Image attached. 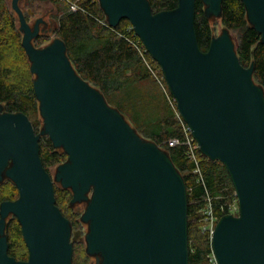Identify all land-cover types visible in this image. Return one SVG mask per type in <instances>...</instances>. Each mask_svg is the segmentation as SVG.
I'll use <instances>...</instances> for the list:
<instances>
[{"label": "water", "instance_id": "95a60500", "mask_svg": "<svg viewBox=\"0 0 264 264\" xmlns=\"http://www.w3.org/2000/svg\"><path fill=\"white\" fill-rule=\"evenodd\" d=\"M19 1L11 7L35 75L41 133L68 154L56 179L72 190L71 202L88 203L82 215L89 224L88 253H101V264H189L182 175L164 149L141 137L78 74L62 39L34 44L40 22L31 27ZM203 1L207 14L220 15L222 0ZM243 1L264 42V0ZM99 2L111 26L124 18L131 22L159 63L201 152L229 171L240 212L217 224L212 248L218 264H264V92L254 81L253 65H242L227 29L212 38L208 50L199 48L195 0H179L176 9L161 12H153L148 0ZM1 109L0 104V176L6 169L19 195L1 204L0 264H73L75 238L56 205L54 181L39 154L40 136L26 114ZM9 214L20 221L27 260L8 253Z\"/></svg>", "mask_w": 264, "mask_h": 264}, {"label": "trees", "instance_id": "16d2710c", "mask_svg": "<svg viewBox=\"0 0 264 264\" xmlns=\"http://www.w3.org/2000/svg\"><path fill=\"white\" fill-rule=\"evenodd\" d=\"M36 1H50L56 6L57 14L54 17L57 27L54 35L66 44L68 57L78 74L98 88L107 103L111 96L122 94L129 97L132 101L130 119L145 139L156 143L169 155V159L182 175L187 189L189 264H208L210 244L199 230L197 211L204 205L206 191L214 197L226 196L233 191L234 184L223 162L211 159L201 151V174L195 173V164L187 155L182 123L168 98L157 90L153 70L164 76L159 63L145 48L134 29L130 28L132 24L128 19H122L116 26L110 25L99 0H28V4L32 5ZM148 1L153 12L171 11L179 4V0ZM71 3L77 4L75 10L71 9ZM193 6L198 46L206 51L214 37L206 4L203 0H195ZM247 17L243 0H222L221 23L228 31L237 32V55L242 65H253V78L264 92V42ZM22 39L8 1L0 0V104L6 105L7 112H21L29 117L28 112L37 108L38 100L34 90L35 75L28 63L30 61ZM45 41L47 38L39 35L33 40L37 47H41ZM164 83L168 90L165 78ZM145 84L153 92L150 89L143 90L142 86ZM168 92L172 95L170 90ZM117 108L122 114L121 107ZM34 130L37 133L35 127ZM173 139L178 143L170 145L169 142ZM39 154L47 171L51 166L68 160V154L62 148L55 147L48 135L39 138ZM53 191L56 205L62 214L73 225L78 226V215L65 211V203L72 199L70 190L54 186ZM18 195L16 192L15 196ZM60 198L64 203L60 202ZM224 200L217 199V203ZM6 234L9 255L20 261L27 260L28 248L22 254L16 253V249L26 243L20 221L15 216L7 223ZM89 259L73 246V264H89Z\"/></svg>", "mask_w": 264, "mask_h": 264}, {"label": "rangeland", "instance_id": "374dc122", "mask_svg": "<svg viewBox=\"0 0 264 264\" xmlns=\"http://www.w3.org/2000/svg\"><path fill=\"white\" fill-rule=\"evenodd\" d=\"M8 4L11 8V11L14 13L15 17H16V22L17 25L19 27V18L18 15L15 13V11L12 9L11 4H12V0H7ZM19 5L21 7V9L23 10V12L26 15V18L30 24L31 27H34L35 23L37 21L40 22V31H39V36H42L44 38H47V41H45L43 44H41V46H45L48 43H50L52 40H54L55 35H54V30L57 27V20L55 19V14H57V8L56 6L50 2V1H36L34 2L32 5L28 4V0H20L19 1ZM209 16V20H210V24H211V28L213 30V35L214 36H220L223 34V32L225 31V27L223 26V24L221 23V19H220V15H216L212 12H210L208 14ZM20 30V29H19ZM22 36H23V32L20 31ZM230 35L234 41V43L236 44L237 42V32H233V31H229ZM30 61V60H29ZM31 65V62H28ZM158 75L157 77L154 75V79L156 81V85L158 87V92L162 93L164 96H166L165 90L164 88H167L164 80H160L159 78H161V76L159 75V72H157ZM256 82V80H254ZM256 84H258L256 82ZM259 85V84H258ZM98 89V88H97ZM142 89H150L148 84H145L142 86ZM151 90V89H150ZM153 92V90H151ZM167 97V96H166ZM108 104L113 107V108H117V106L121 107L123 113L122 115L124 116V118L127 120V122L130 124V126L141 136L144 138L142 132H140V130H138V128L136 127V125L134 124V122L132 121V119H130V111H131V99L125 95H117L116 97H109L108 100ZM136 102V100H135ZM141 106L143 105L142 103L140 104ZM2 109H1V113L7 112L6 109V105L2 104ZM151 110H154V108H151ZM119 111V110H118ZM29 118L31 120V122L33 123L34 127L37 130V133L40 137L44 136L41 132L44 129V119L40 113V108H39V102H38V106L35 110H30L28 112ZM163 149V148H162ZM59 164L57 165H53L50 167L49 172L52 176V179L54 181V186L60 188L62 187V184L60 182V180L58 181L56 179V172H57V167ZM0 186H2L0 188V198H8V197H12L16 194L17 190L15 189V187L13 186V183L10 180H7L6 182L0 184ZM70 192L73 195V192L71 189H69ZM90 194V193H89ZM60 202L64 203L63 199L60 198ZM65 208H66V212L68 214H77L78 215V222L79 225L75 226L73 228V232L76 230H81L82 231V239L80 242H78L75 246L78 248V250H80L81 255H87L86 250H87V241L85 240V236L86 234L89 232V224L84 222L82 220V215L84 214L87 204L85 201L82 202V204H77V202L72 203L67 202L65 203ZM13 215L9 216V219H12ZM7 219V220H9ZM26 245L20 246L16 249V253L17 254H22L23 252L26 251ZM90 259H89V264H95V256L92 254H88L87 255Z\"/></svg>", "mask_w": 264, "mask_h": 264}, {"label": "built area", "instance_id": "2783aa9c", "mask_svg": "<svg viewBox=\"0 0 264 264\" xmlns=\"http://www.w3.org/2000/svg\"><path fill=\"white\" fill-rule=\"evenodd\" d=\"M71 9L75 10L77 8V4L76 3H71ZM130 28H133V26L131 25ZM158 71L153 70V74L157 77ZM164 77V76H163ZM161 76V78H159L160 80H164ZM167 88H164L166 96L169 100V103L171 104V106L174 108L177 117L180 119L182 126H183V131L185 134V145L187 147V155L189 157V159L194 162L195 164V173H199L201 174V170H200V146L199 144H197V140L195 139V137L193 136L190 127L187 125V123L185 122V120L181 117V114L178 110L177 107V102L175 100V98L170 95V93L168 92V90H166ZM170 145L176 144L178 143L176 140H171ZM224 198V202L218 204L217 203V199H222ZM238 195L237 192L235 190V188L233 189V191L229 194H227L226 196L221 195V196H217L214 197L212 195H210V193L208 191H206V195L204 196L203 200H204V205L202 208L199 209V211H197V214L199 215V230L200 232L205 236L206 240L209 242L210 244V252L207 254V260H208V264H218V260L214 254L213 248H212V240H213V236H214V232L216 230L217 224L219 222V220L227 215H234V216H238L239 212H240V205H239V200H238ZM219 211V212H218ZM220 213V214H219Z\"/></svg>", "mask_w": 264, "mask_h": 264}, {"label": "flooded vegetation", "instance_id": "af4514ba", "mask_svg": "<svg viewBox=\"0 0 264 264\" xmlns=\"http://www.w3.org/2000/svg\"><path fill=\"white\" fill-rule=\"evenodd\" d=\"M8 165V167L11 165V162H9V164H7ZM7 180H10L12 183H13V186L15 187V189L17 190V192H18V188L16 187V185H15V183L7 176V174H6V169L2 172V174H1V176H0V184H2V183H4V182H6ZM2 186H0V188H1ZM66 189H68V188H66ZM19 193V192H18ZM18 197H16L15 195L12 197V198H10V197H8V198H0V208H1V204L4 202V201H8V200H16ZM86 202V204H88L87 203V201H85ZM10 215H13V214H9L8 215V217L6 218V222H5V235H6V237H7V240H8V235L6 234L7 233V223H8V221L9 220H7V219H9V216ZM1 217V216H0ZM13 217H14V215H13ZM71 223V222H70ZM73 228H74V225L71 223V238L72 239H74L72 242V244H73V246H75L78 242H80L81 241V239H82V231L81 230H76V231H74L73 232ZM88 234V233H87ZM86 234V235H87ZM85 240H86V236H85ZM8 243H9V241H8ZM8 253H9V250H8ZM86 253H87V255L89 254L88 253V251L86 250ZM94 256H95V264H101V262H102V255H101V253H94L93 254Z\"/></svg>", "mask_w": 264, "mask_h": 264}]
</instances>
